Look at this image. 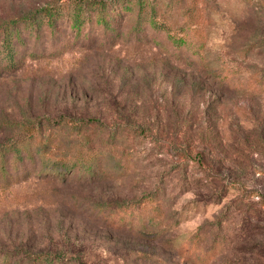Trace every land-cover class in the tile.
Here are the masks:
<instances>
[{"label": "rangeland", "instance_id": "1", "mask_svg": "<svg viewBox=\"0 0 264 264\" xmlns=\"http://www.w3.org/2000/svg\"><path fill=\"white\" fill-rule=\"evenodd\" d=\"M53 1L0 0V26L29 18ZM174 3L184 5L163 15L172 31L146 26L138 32L133 24L111 40L114 34L93 36L99 29L88 27L75 37L63 24L42 32L22 26L16 34L12 56L18 63L0 67V144L18 141L25 128L40 134L23 143H31L25 170L12 169L13 151L5 152L10 170L6 175L0 168V250L16 257L22 249L66 252L62 256L84 264H194L184 248L204 227L202 247L218 233L227 240L208 264H264V0ZM189 21L207 32L204 58L213 68L239 67L244 79L257 77L261 91L220 95L216 102L209 91L203 94L212 104L196 115L211 131L207 141L201 142L199 130L177 139L176 121L159 126L155 119L154 127L162 130L156 142L118 146L117 156L103 143L104 160L97 166L99 155L91 148L100 147L99 130L91 131V142L79 141L72 118L109 113L113 98L123 104L136 100L138 112L168 111V78L200 61L194 44L175 42L190 41L184 26ZM137 82L142 88L135 97ZM41 127L54 154H48L47 176L35 156ZM82 147L90 154L79 156ZM61 160L80 162L77 170L65 171ZM86 167L101 173L95 184L87 182L92 176ZM157 188L165 194L162 223L137 215L135 228L116 230L95 212ZM141 230L145 237L136 232Z\"/></svg>", "mask_w": 264, "mask_h": 264}, {"label": "trees", "instance_id": "2", "mask_svg": "<svg viewBox=\"0 0 264 264\" xmlns=\"http://www.w3.org/2000/svg\"><path fill=\"white\" fill-rule=\"evenodd\" d=\"M174 1L111 0L106 2L93 0L87 2L86 0H54L50 5L41 6L40 11L32 14L33 16L29 18L24 19L21 17L13 19L6 25L0 26V67L4 63L5 68H13L18 63L17 59L12 56L13 44H15L17 39L16 34L21 31L22 26H25L29 30L42 32L45 29L56 30L59 26L65 24L69 30L70 28L73 29L75 37H78L81 30L87 27L90 29L98 28L100 33L94 34L93 36H100L102 34L108 36L112 33L114 35L111 37V40L121 34L120 29L131 28L133 24L138 32L146 26L154 29L172 31V25L166 22L163 15L168 12L175 14L184 5V3L177 5ZM162 8H166V11L162 12ZM184 26L187 28V33L189 34L190 32L191 34L190 41L179 38L175 39V42L181 40L185 44H194L193 48L201 50L198 53L200 61L193 62L189 70H182L179 74L168 78L172 86L168 93L170 100L168 102V111L164 109L159 111L158 109L155 110L156 113L153 111L149 113L146 108L138 112V110H134L136 108V100L123 104V101H120L118 98H113L114 100L112 99L113 101L110 104L111 110H109V113H95L93 115L86 113L84 116L77 114L79 118H72L73 125L71 129L74 131L73 134L79 138V141L88 140L91 142V131L99 130L98 141L101 142L100 147L98 149L95 147L91 148L92 151L99 155L96 163L97 166L104 160V154L100 149L103 143L111 146L112 152L117 156L119 155L118 146L125 147L135 143L140 145V143L152 144L156 142L158 134L162 130L154 127L153 121L155 119H158L159 126L163 125L164 121H176L178 125L175 129L176 133L174 137L177 139L184 131L199 130L201 133V142L207 141L211 131L203 127V121L198 120L196 115V111L204 107L205 109H209L212 104L211 102L203 101V98H201L203 94L206 95L207 91H209L213 100L216 102L220 95H233L242 91L245 97H247L261 91L262 83L254 81L257 77L244 79L242 76L245 71L239 67L225 64L218 69L213 68L204 58L208 44L207 32H205L203 27H199L190 21L185 22ZM141 88L142 86L137 82L133 89L135 90L133 94L134 96L136 94L135 97L139 95L138 93ZM181 99L183 102L179 101ZM140 104L142 103L140 102ZM163 112H166V114ZM164 116L167 118L164 119ZM200 125L203 127V130L199 127ZM43 127H41V137L37 140L38 147L36 148L35 156H40L39 158L45 166V176H47V172L51 168L49 164L52 159L48 154H52V152L49 148L50 137L45 139L42 136L43 134L46 136ZM25 130L24 136L19 137L18 141L0 144V155L3 162L0 164V168L3 174L5 173L7 175L10 170L9 165L5 163L8 161L6 160L4 162L6 151H13L12 153L10 152L13 156L11 168H15L16 172L19 169L25 170L29 163L28 161L31 160V158L27 159L28 155L26 152L31 147V143H27V145H23V143L35 138V135L40 133L34 130L33 127H30L29 130L25 128ZM93 143L96 145V141H93ZM84 148L82 147L76 150L79 152V156L80 154L81 156L90 154V150ZM197 156L195 155L193 158L200 160L201 157L197 159ZM79 162L73 161L72 163H66V160H61L65 171L77 170L76 164ZM85 173L92 176L87 182L93 184L98 182L102 177L99 175L101 173H98V170L95 171L89 167L85 168ZM114 203L110 211L109 204L102 206L104 203H100L98 207H102L95 209V212L101 220L104 219L106 224L111 228H116V230L127 226L135 228L133 219L137 215L141 220L155 216V220L159 223H162L165 216V211L163 210L165 194L161 195L159 188L143 193L138 199L131 201L119 200ZM107 211L109 213L104 214ZM203 228L196 232L192 240L184 248L185 257L192 260L194 264H208L224 250L223 248L226 245L227 240L218 233L213 237L208 247H202V241L206 238L205 232L202 230ZM136 232L143 237L146 236L145 230ZM62 254L67 255L66 252L60 254L53 252L32 254L30 251L22 249L19 255H17L18 257H16L14 252L3 249L0 250V264H13L14 258H17L14 264H84L76 262V260H71L68 257L66 258Z\"/></svg>", "mask_w": 264, "mask_h": 264}]
</instances>
